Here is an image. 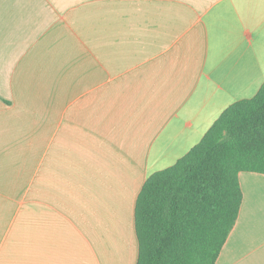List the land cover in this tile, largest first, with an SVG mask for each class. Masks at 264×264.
<instances>
[{
    "label": "crops",
    "instance_id": "0c3cea01",
    "mask_svg": "<svg viewBox=\"0 0 264 264\" xmlns=\"http://www.w3.org/2000/svg\"><path fill=\"white\" fill-rule=\"evenodd\" d=\"M264 81V0H0V264H136L134 207ZM214 264H264L240 172Z\"/></svg>",
    "mask_w": 264,
    "mask_h": 264
},
{
    "label": "trees",
    "instance_id": "16d2710c",
    "mask_svg": "<svg viewBox=\"0 0 264 264\" xmlns=\"http://www.w3.org/2000/svg\"><path fill=\"white\" fill-rule=\"evenodd\" d=\"M240 172L264 174V81L146 178L134 207L136 264H214L241 205Z\"/></svg>",
    "mask_w": 264,
    "mask_h": 264
}]
</instances>
